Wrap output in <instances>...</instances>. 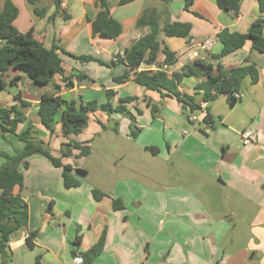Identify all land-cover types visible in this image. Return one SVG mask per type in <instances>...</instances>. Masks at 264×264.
<instances>
[{
  "label": "crops",
  "instance_id": "crops-1",
  "mask_svg": "<svg viewBox=\"0 0 264 264\" xmlns=\"http://www.w3.org/2000/svg\"><path fill=\"white\" fill-rule=\"evenodd\" d=\"M5 1L0 0V12ZM99 1L61 0L56 11L55 0H36V6L28 0H11L19 9L14 26L20 33L33 31L35 39L48 50L55 45L77 56L93 55L110 66L96 62L82 64L58 51L67 76L84 73L94 81L86 80L79 85L74 78V87L70 88L61 75H56L49 86H39L18 68L11 67L5 75L0 73L6 82L4 89H0V107H18L26 117L18 135L0 131V153L22 152L25 143L18 136L31 130L63 165L87 173L81 178L73 171L80 186L66 189L62 168L41 155L29 158V168L22 169L24 187L17 186L14 190L29 207V224L11 235L5 257L0 252V264H38V260L39 264H77L74 259L92 248L104 232L105 246L94 264H264V53L254 51L251 43H247L218 59L222 45L217 39L225 29L247 33L263 16L258 1L242 0L241 15L235 20L218 7L216 0H194L190 11L185 9V0H172L168 4L135 0L127 5L110 0V11L124 29L116 40L93 35L90 20H95L100 11ZM35 8L45 10L46 15L37 17ZM146 9L158 12L162 26L167 22L192 25L190 44L182 38L160 37L176 54V64L166 66L169 74L194 62L193 53L210 41L215 43L203 52L201 59L213 66L240 67L248 57L257 66L258 84L252 85L244 102L245 94L234 106L238 107V101L243 103L238 118L232 116L228 107L223 108L228 103L227 96L208 103L215 129L218 122L223 123L210 137L187 134L182 120L184 110L175 98L148 91L133 80L124 84L114 82L125 70L121 64L111 65L114 54L131 47L150 31L136 27ZM164 61L165 55L160 53L159 62ZM142 70L155 71L157 66L144 65ZM14 78L19 81L11 84ZM197 83L196 78H187L179 89L195 96ZM45 93H57L78 103L83 100L105 104L110 100L114 106L122 99L136 97L137 101L127 107L133 112L137 106L142 112L137 118L141 132L137 138L131 137L128 118L98 110L90 114L88 125L80 134L64 137L60 117L52 134L39 116ZM196 98L204 102L203 95ZM22 101L29 103V107H23ZM216 103L222 105V111ZM154 105L158 107L156 115L152 112ZM221 113L225 115L223 120L219 119ZM175 121L182 130L169 128ZM201 130L206 131L203 126ZM110 131L122 140L106 134ZM250 135L255 138L247 143L245 138ZM111 141L115 142L117 152L108 158L103 152ZM69 143L89 145L91 152L79 159L81 150L73 149L70 157L63 158V145ZM176 160L184 162L188 169L184 181L177 185L170 170ZM5 162L0 156V168ZM94 190L105 196L97 201ZM116 200L122 202V209L115 208ZM244 211L248 212L243 220L247 227L241 232L234 220ZM78 237L79 248L74 245ZM74 251L80 254L74 256Z\"/></svg>",
  "mask_w": 264,
  "mask_h": 264
},
{
  "label": "trees",
  "instance_id": "trees-1",
  "mask_svg": "<svg viewBox=\"0 0 264 264\" xmlns=\"http://www.w3.org/2000/svg\"><path fill=\"white\" fill-rule=\"evenodd\" d=\"M57 10L60 8L61 0H55ZM110 0H100L98 7L100 9L95 20H90L92 23L93 35L103 39H118L123 33V25L115 19L110 11ZM135 0H120V5H127ZM163 3H170L172 0H155ZM220 9L226 11L231 17L237 20L241 15L242 0H216ZM260 7L262 17L258 18L245 34L232 32L229 29L221 31L217 35V39L222 45V51L218 59L224 58L239 49L251 43L252 49L261 54L264 53V0H257ZM30 5L36 6V0H28ZM194 0H185V9L190 11ZM37 17L46 15L45 10L35 8ZM58 14L54 15L52 19ZM199 18H203L200 14L194 13ZM19 16V9L11 2L5 1L4 10L0 12V73L5 75L11 67L18 68L24 71L33 81L39 86H49L52 79L56 75H61L63 81L71 84L74 87L73 79L76 78L79 85L86 80L94 83L93 80L84 73H77L71 76L65 74L63 60L58 53L67 55L80 63L96 62L101 66L109 67L110 64L93 56V55H74L68 53L58 46H53L48 50L42 43L35 39L33 31L22 34L14 26V22ZM160 15L154 9L144 10L141 17L138 19L136 27L149 28L150 31L139 40L135 41L131 47L125 49L124 56L119 57L117 61H112L111 65L121 64L125 66L122 75L115 77L113 80L116 84H124L133 80L139 86L144 87L148 91L158 92L161 95L175 98L182 106L183 110L192 114L198 113L201 109V102L197 101V95H203L202 101L212 103L221 96H227L230 105L237 101L234 93H241L245 80L250 78L251 84L256 85L259 82V71L257 66L252 63L248 57L245 64L240 67L226 69L222 65L216 67L198 58L194 62L185 65L180 72L169 74L165 69L176 64V54L160 40L162 35L168 38L186 39L187 43L191 41L192 25L188 23H165L161 25ZM165 55V61L159 62V54ZM152 67L157 66V70H142V66ZM196 78L198 80L195 88L196 95L191 96L180 91L179 87L184 79ZM19 78L11 80V84H16ZM6 82L0 78V89H4ZM57 93H45L42 97L39 116L45 128L54 133V124L60 117L62 124V133L64 137L78 135L88 125L90 114L98 110L108 114H120L131 121V135L137 138L141 129L138 127L137 116L129 110L128 104L135 103L136 97H128L122 99L120 104L114 106L109 100L105 104H99L96 101L85 103L67 101ZM23 107H29V103L22 101ZM208 116L205 123L215 129V120L212 114L207 109ZM138 114H142L137 108ZM154 115L158 112L157 106H152ZM26 122V117L18 107L5 108L0 107V131L3 134L11 133L18 135L19 126ZM116 124V128H117ZM118 131L117 129H115ZM25 143V149L22 152H17L14 155L0 153L6 162L0 168V252L5 257V249L9 239L16 231L27 228L29 224V207L20 194H15L14 190L17 186L24 187V173L22 169L29 168L28 158L33 155H43L47 157L52 165L63 169V180L66 189L77 188L80 186V181L73 174V167L63 165L60 158H56L51 154L48 145L45 146L43 141H38L34 137L31 130L24 131L18 136ZM62 157L71 156L73 149L81 150L79 159L87 157L91 152L89 145L81 146L77 143L64 144ZM95 199H102L105 194L94 190ZM122 202L115 201V208L122 209ZM34 237V233L31 234ZM31 239V237H30ZM28 239V244L33 247L31 240ZM106 241V233L104 232L100 240L88 251H74L73 255L81 257V264H94V261L102 253ZM74 245L79 248V237L75 239ZM39 264V260H38Z\"/></svg>",
  "mask_w": 264,
  "mask_h": 264
},
{
  "label": "rangeland",
  "instance_id": "rangeland-1",
  "mask_svg": "<svg viewBox=\"0 0 264 264\" xmlns=\"http://www.w3.org/2000/svg\"><path fill=\"white\" fill-rule=\"evenodd\" d=\"M262 59H264V58H262ZM264 61V60H263ZM249 81H250V78H247L246 80H245V83H244V86H243V89H242V91H241V93H242V95H244L245 94V96H243V102L245 101V97L249 94V92L252 90V84H250L249 83ZM86 93H89V92H83V94L85 95ZM90 94V93H89ZM68 97H70V96H68ZM220 98V97H219ZM218 98V99H219ZM217 99V100H218ZM216 100V101H217ZM215 102V101H214ZM214 102H212V103H214ZM217 104V107H219L220 109V111H222V105L220 104V103H216ZM241 104H243L242 103V101H238V107L237 108H231L230 107V103L228 102V103H226V105H223V108L224 107H228V110H229V112H233L232 113V116L234 117V118H238V116H239V114H241L242 113V105ZM133 113L137 116V118L138 117H141V115H138V112H137V106H135L134 107V111H133ZM189 114L190 113H188V112H186L185 110L183 111V115H182V120H183V123H184V127H186L185 129H187V134L189 135V136H195V137H198V135H205V137H210L212 134H215L216 132H217V130L220 128V127H222L223 125V123L221 124L220 122H218L217 123V126H216V129L215 130H213V129H211V127L210 126H208L207 124H204V123H199V122H197V123H193V124H190L188 121H187V119H186V116L188 115L189 116ZM222 114V113H221ZM169 119H171V118H169ZM219 119L220 120H223V119H225V115L224 114H222V117H219ZM130 120V119H129ZM172 120V119H171ZM131 122V121H130ZM169 126V128H173V129H183V128H180V126L179 125H177V122L175 121V124H169L168 125ZM203 126V128L206 130V131H202L201 130V127ZM208 131V132H207ZM106 134H112V136H114L115 137V139L116 140H122V139H120V137L118 136V135H116V133H113L112 131H110V132H108V133H106ZM105 134V135H106ZM115 134V135H114ZM131 137H132V135H131ZM112 142V143H111ZM110 142V144L104 149V152H103V154L106 156V157H108V158H111V157H114V155H116V152H117V147L115 146V144H113V143H115V142H113V141H111ZM52 154V153H51ZM41 156H43V155H41ZM43 157H45V156H43ZM30 158V157H29ZM29 158H28V160H29ZM45 158H47V157H45ZM48 159V158H47ZM49 160V159H48ZM50 161V160H49ZM184 162H180L179 160H176L175 162H174V164L173 165H171V168H170V170H171V174H173L172 173V170H173V172H174V176H173V180L175 181L174 183H175V185H177L179 182H183L184 181V177L186 176L185 174H186V172L188 171V169H187V167H186V165H184L183 164ZM82 170V169H81ZM192 170V169H191ZM196 170V169H195ZM85 171V170H84ZM197 180V179H196ZM193 181V180H192ZM192 181H191V183H192ZM247 214H248V212L247 211H244V213L243 214H241L238 218H237V220H234V223H237L239 226H238V230L239 231H241V232H245L246 230H245V228L247 227V222H244L243 220H245L246 219V217H247ZM249 224H250V221H249ZM243 245H246V243L245 244H243Z\"/></svg>",
  "mask_w": 264,
  "mask_h": 264
},
{
  "label": "built area",
  "instance_id": "built-area-1",
  "mask_svg": "<svg viewBox=\"0 0 264 264\" xmlns=\"http://www.w3.org/2000/svg\"><path fill=\"white\" fill-rule=\"evenodd\" d=\"M215 42L213 41H210V42H205L203 43L201 46H200V50L199 51H195L193 54H194V58L198 59V58H202L203 56V52H207L208 50H210L212 48V46L214 45ZM124 56V52L123 51H117L115 54H114V61H117L119 57H122ZM234 97L237 99V100H240L242 98V94L241 93H234ZM208 102H202L201 103V109L198 113H192L189 115L188 117V120L191 124L193 123H197L199 122L200 124L201 123H205V120L207 119V116H208ZM208 125V124H207ZM208 132V131H207ZM255 136L254 135H250V136H247L245 138L246 142L249 143L251 140H254ZM74 262L77 263V264H81L82 263V259L81 257H76L74 259Z\"/></svg>",
  "mask_w": 264,
  "mask_h": 264
},
{
  "label": "water",
  "instance_id": "water-1",
  "mask_svg": "<svg viewBox=\"0 0 264 264\" xmlns=\"http://www.w3.org/2000/svg\"><path fill=\"white\" fill-rule=\"evenodd\" d=\"M71 86H72L71 84H68V85H67V88H70ZM235 104H236V102L232 103V104L230 105V107H231V108H234ZM74 173H75L77 176L81 177V178H84V177L86 176V174H87L84 170H81V169H77V170H75Z\"/></svg>",
  "mask_w": 264,
  "mask_h": 264
}]
</instances>
